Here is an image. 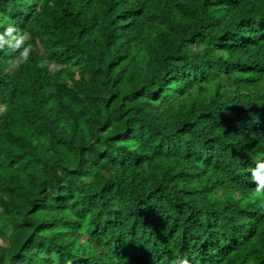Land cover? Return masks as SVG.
Masks as SVG:
<instances>
[{
	"label": "trees",
	"instance_id": "1",
	"mask_svg": "<svg viewBox=\"0 0 264 264\" xmlns=\"http://www.w3.org/2000/svg\"><path fill=\"white\" fill-rule=\"evenodd\" d=\"M0 40V264H264V0H0Z\"/></svg>",
	"mask_w": 264,
	"mask_h": 264
},
{
	"label": "clouds",
	"instance_id": "2",
	"mask_svg": "<svg viewBox=\"0 0 264 264\" xmlns=\"http://www.w3.org/2000/svg\"><path fill=\"white\" fill-rule=\"evenodd\" d=\"M12 31L13 29H8V33H11ZM4 43L5 41L0 40V48L4 46ZM9 46H11V42H9ZM252 176L257 184L255 192L257 194L264 195V163H258L257 167L252 170ZM182 264H188L187 260H183Z\"/></svg>",
	"mask_w": 264,
	"mask_h": 264
},
{
	"label": "rangeland",
	"instance_id": "3",
	"mask_svg": "<svg viewBox=\"0 0 264 264\" xmlns=\"http://www.w3.org/2000/svg\"><path fill=\"white\" fill-rule=\"evenodd\" d=\"M59 67V65H54V66H52V68L54 69V68H58Z\"/></svg>",
	"mask_w": 264,
	"mask_h": 264
}]
</instances>
